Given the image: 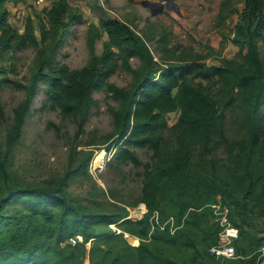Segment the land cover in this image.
Masks as SVG:
<instances>
[{
    "label": "trees",
    "instance_id": "16d2710c",
    "mask_svg": "<svg viewBox=\"0 0 264 264\" xmlns=\"http://www.w3.org/2000/svg\"><path fill=\"white\" fill-rule=\"evenodd\" d=\"M24 1L0 0V86L24 91L6 130L5 149L0 146V264H221L222 259L209 252L221 228L211 220V204L218 195L240 231L236 251L254 255L229 259L230 264H255L264 243V0H244L230 32L220 30L222 38L237 47L233 56L221 54L224 42L206 51L170 45L171 31L164 30L157 38L158 59L150 37L111 16L105 4L95 0L98 22H90L87 33L90 58L80 67L57 57L65 33L82 18L81 12L68 0H53L40 20L38 36L31 17L23 32L8 18V2ZM229 4L231 0L221 2L218 26L236 11H225ZM104 35L98 53L96 40ZM22 46L34 48L35 57L28 77L17 80L4 61ZM133 57L140 60L138 65L132 64ZM208 58L219 64L207 65ZM119 70L131 74L128 85L110 80ZM41 88L42 107L56 108L63 118L72 119L77 135L95 103L93 93L105 90L113 101L109 110L114 129L97 147H117L114 157L135 165L141 162L134 148L152 150L151 162L144 164L140 199L148 210L142 218L133 221L126 218L125 207L97 209L72 196L66 184L89 161L91 151L77 165L71 159L66 172L46 185L27 182L11 170L10 152L22 137ZM227 111L242 133L237 137L228 135ZM170 112L177 113L171 125ZM87 144L94 145V139ZM219 145H224L225 156L217 154ZM10 206L13 210L5 212ZM155 211L159 224L153 225ZM171 217L174 232L167 221ZM112 223L122 231L112 230ZM123 231L138 236L140 243L128 242ZM159 240L181 251L182 259L162 251ZM239 240L248 242L241 246Z\"/></svg>",
    "mask_w": 264,
    "mask_h": 264
},
{
    "label": "rangeland",
    "instance_id": "374dc122",
    "mask_svg": "<svg viewBox=\"0 0 264 264\" xmlns=\"http://www.w3.org/2000/svg\"><path fill=\"white\" fill-rule=\"evenodd\" d=\"M52 1L8 2V18L19 32H23L28 17H31L39 36L40 20H44V11L49 6L51 7ZM68 1L81 12L82 18L72 23L65 33L57 58L60 62L67 63L71 67H80L90 58L87 44L88 26L92 21L98 22L97 11L92 7L95 0ZM100 1L105 4L111 16L128 22L140 34L152 39L149 44L155 59L161 55L156 46L157 38L164 30L171 31L170 45L181 44L193 47L198 51H206L207 46L212 45L220 48L224 42L225 45L221 54L226 57L233 56L237 50V47L229 42L228 38L222 39L220 30L223 28L225 32H230V28L237 21L238 15L243 9L244 0H231V4L226 7L225 11L231 8L236 11L228 19L222 21L220 26L216 20L223 0H151L164 4V9L155 13L148 6L143 5L141 1ZM104 39H107L106 35L96 40L98 53L102 50ZM260 44L264 54L263 40H260ZM10 54L9 58L7 54L5 55L4 64L8 66L11 78L26 79L35 57L34 48L22 46L11 51ZM139 63L140 60L137 57L132 58L133 65ZM206 63L207 65L219 64V60L208 58ZM110 80L121 86H126L131 82L132 77L130 73L119 70L110 76ZM23 97L24 91L22 89L8 84L0 86V102L4 111L3 116H0V146L3 150L5 149L6 130L13 117V109ZM43 97L41 88L26 117L22 137L14 144L10 152L11 170L27 182L34 185H46L48 180L62 176L66 172L71 159L74 165H77L86 153L91 151L89 161L82 163L66 184L72 196L90 206L103 210L112 209L117 205L125 207L130 212V209L137 206H146L145 202L141 201L140 196L144 178V164L151 162L152 150L146 147L134 148L135 154L141 162L135 165L132 161L116 159L113 154L117 147L113 146L110 151L97 147L103 146L106 137L114 129L109 110V104H113V101L106 97V91L101 89L93 93L95 103L91 107L84 130L79 135H77V124L72 119L63 118L56 108L42 107ZM227 113L226 127L229 137L241 135L242 133L238 131L236 124L230 121L229 111ZM176 117V112L168 114L170 125L176 121ZM91 139H94V145L87 144V141ZM224 150V145H219L216 152L220 156H225ZM94 200L100 204L95 203ZM12 210L13 206H10L5 212ZM211 220L214 221L213 217ZM154 224L156 225V223ZM110 228L114 231H122L118 223L110 224ZM123 232L128 242L134 245L140 243L138 236L127 231ZM134 237L138 238L136 243L131 241ZM78 239L81 240L82 238L78 236ZM238 242L244 246L248 241L239 240ZM157 243L161 246L162 251L170 252V255L182 259V252L170 248L164 240H159ZM88 246H90V242H88ZM241 253L242 258L254 256L253 253L247 255H243L244 252ZM209 263L216 264V261ZM220 263L230 264L231 261L222 259ZM85 264L91 263L86 260Z\"/></svg>",
    "mask_w": 264,
    "mask_h": 264
},
{
    "label": "built area",
    "instance_id": "2783aa9c",
    "mask_svg": "<svg viewBox=\"0 0 264 264\" xmlns=\"http://www.w3.org/2000/svg\"><path fill=\"white\" fill-rule=\"evenodd\" d=\"M214 211V221L218 222L221 226L218 232L217 241L209 247V252L215 255L217 258L224 260L239 258L241 255L236 251L235 242L239 238V228L230 220L229 212L230 208L227 204H224L221 196L218 195L216 200L211 204ZM145 205L137 206L134 209H130V212L126 218L137 221L143 217L147 212ZM154 223L159 224L158 212L155 211L152 215ZM167 221L172 223L171 231L174 232L173 227L174 219L171 217ZM166 223V222H165ZM164 224L161 227H164ZM255 264H264V243L258 249Z\"/></svg>",
    "mask_w": 264,
    "mask_h": 264
},
{
    "label": "water",
    "instance_id": "95a60500",
    "mask_svg": "<svg viewBox=\"0 0 264 264\" xmlns=\"http://www.w3.org/2000/svg\"><path fill=\"white\" fill-rule=\"evenodd\" d=\"M136 1H141L143 5L148 6L153 13L164 9L163 2H155L151 0H136ZM167 6L169 8V5Z\"/></svg>",
    "mask_w": 264,
    "mask_h": 264
},
{
    "label": "crops",
    "instance_id": "0c3cea01",
    "mask_svg": "<svg viewBox=\"0 0 264 264\" xmlns=\"http://www.w3.org/2000/svg\"><path fill=\"white\" fill-rule=\"evenodd\" d=\"M223 39V38H222ZM228 40H229V42H231L232 44H233V42L228 38ZM150 41H152V39L150 40ZM234 45V44H233Z\"/></svg>",
    "mask_w": 264,
    "mask_h": 264
}]
</instances>
